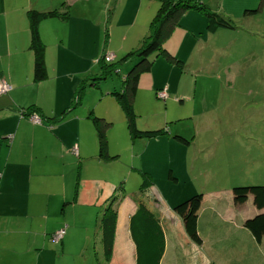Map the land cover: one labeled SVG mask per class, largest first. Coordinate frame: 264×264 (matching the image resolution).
<instances>
[{"label":"crops","instance_id":"0c3cea01","mask_svg":"<svg viewBox=\"0 0 264 264\" xmlns=\"http://www.w3.org/2000/svg\"><path fill=\"white\" fill-rule=\"evenodd\" d=\"M61 4L58 0H0V79L9 86V90L0 95V264H135L128 218L136 208L138 172L155 174L161 167L168 179H173V170L168 169L173 168L174 163L176 169H180L181 163L162 157L161 166L158 162L150 163L152 159L146 160L148 164L141 159L142 150L137 153L129 147L130 171L114 168L113 164L128 143L124 142L122 131H126L129 141L136 139L129 136L123 112L109 95L110 88L114 87L102 85L104 80L97 88L86 85L89 78L96 75L102 55L94 54L91 31L86 26L72 24L69 9L57 8ZM30 9L66 13L63 19L46 18L39 22L46 78L38 83L32 81L27 18ZM191 12L186 11L179 17L178 23L187 19L183 30L194 31L196 25L200 26V20L189 14ZM143 16L149 19L150 10ZM175 28L180 27H174L173 31ZM167 40L165 49L177 56L178 50H171ZM161 59L159 56L157 63L171 64ZM149 68L151 70V65ZM140 76L131 98L134 110ZM81 83H85V89L79 105L59 123L52 126L45 122L34 123L21 113L34 104L43 115L56 117L71 105ZM163 88L167 97L168 89ZM163 88L156 85L148 90L163 101L166 97L156 96ZM113 105L122 113V118ZM90 111L109 123L104 131L107 152L117 156L112 161L97 158L96 134L87 119ZM115 123L118 126L115 127ZM113 128L121 132V143L117 137L120 135L112 134L115 133ZM165 136L168 133L139 139L148 141L147 145L154 142V148L165 152V156L168 150L175 151L180 145L189 144H178L175 139L177 142L153 140ZM135 161L139 163L134 165ZM150 190L157 201L149 206L157 214L165 237L160 264H264V239L256 242L243 226L245 219L264 213V208L259 211L254 208L250 196L238 205L231 188L204 191L197 219L201 244L196 245L186 237L180 218L171 209L182 196L171 197L169 201L157 197L153 184ZM194 192L191 189L187 194ZM112 198L117 218L111 255L105 258L94 243L97 219ZM43 213L49 215L43 216ZM39 218L43 224L37 226L35 222ZM63 227L62 240L57 244L50 239V234ZM36 229L40 231L31 235Z\"/></svg>","mask_w":264,"mask_h":264},{"label":"rangeland","instance_id":"374dc122","mask_svg":"<svg viewBox=\"0 0 264 264\" xmlns=\"http://www.w3.org/2000/svg\"><path fill=\"white\" fill-rule=\"evenodd\" d=\"M58 1L62 3L57 6L60 11L69 9L72 24L86 26L91 31L95 56L110 53L106 55L114 59L139 45L158 7L155 0ZM203 2L229 18L234 27L207 33L203 30V17L189 13L200 20V26L196 25L194 31L175 28L167 40L171 50H178L177 56H173L183 62L184 68L172 62L167 65L157 63L159 56L149 57L151 70L140 76L141 92L134 110L138 129L163 127L167 130L168 136L153 140L177 142L173 135H179L189 144L180 145L181 148L175 151L168 150L165 156V152L154 148V142L147 145L148 141L139 138L129 141L126 131H122L124 142L128 143L113 164L114 168L130 171L129 147L137 153L142 150L141 159L148 164L146 160L152 159L150 163L158 162L161 166L162 157L181 163L180 169H176L175 163L168 169L173 170L171 177L177 179L176 182L168 179L167 172L161 167L155 174L150 173L157 197L169 201L171 197L182 196L181 200L190 197L187 191L191 189L195 190L194 194H202L216 188L229 189L231 184L264 185V0ZM149 10V19L141 17ZM186 20L182 19L179 24L186 25ZM161 60L165 61L163 57ZM131 64L121 65L118 74L107 77L102 85L108 84L114 87L111 90H119L120 77L127 73ZM156 85L167 87L165 100L156 99L148 90L151 87L153 90ZM115 108L122 118V113ZM113 130L115 133L112 134L120 135L117 137L121 143V132ZM137 163L135 161L134 165ZM42 222L39 218L35 223L39 226ZM63 229L56 234L62 233ZM36 231L40 230H33L31 235Z\"/></svg>","mask_w":264,"mask_h":264},{"label":"trees","instance_id":"16d2710c","mask_svg":"<svg viewBox=\"0 0 264 264\" xmlns=\"http://www.w3.org/2000/svg\"><path fill=\"white\" fill-rule=\"evenodd\" d=\"M158 7L150 22L146 36L143 37L136 48L127 51L119 59L112 57L110 61H104L105 53L98 60V71L95 76L89 78V84L97 88L99 82L105 80L113 73L118 74L121 65L132 63L125 75L120 77L121 85L119 90H111L109 95L122 110L127 132L131 139L153 138L167 133L163 127L158 129L140 130L136 126L137 114H135L131 98L134 96L139 76L143 72L150 70L151 63L148 62L152 55L161 56L174 63L179 68H184L181 60L175 59L164 47L165 41L171 35L174 27H182L178 20L182 13L192 11L204 19V30L207 33H214L220 28H233V22L226 16L217 13L204 4L203 0H155ZM66 13L57 10L37 11L30 9L27 11L29 27V50L32 54V81L40 82L46 78L44 62V44L39 35V22L46 18H65ZM85 89V83H81L75 90L71 105L64 109L58 116L43 115L34 104L28 105L21 111L24 116L30 118L36 116L41 122L52 126L62 121L66 114L73 107L79 105ZM164 89V88H163ZM162 90V89H161ZM160 90L156 92L157 93ZM166 92V91H165ZM158 98V96H157ZM161 99V98H160ZM164 99V98H163ZM90 120L97 139V158L102 161H112L116 155H109L107 152V140L104 129L109 123L94 115L90 111L87 115ZM173 138L181 143L188 141L182 136L173 135ZM140 183L137 190L136 208L128 218V231L135 251V264H160L165 249V237L157 214L150 208L149 203H156V199L150 193L152 181L150 174L138 172ZM170 176V175H169ZM123 183V182H120ZM121 185V184H120ZM119 185V186H120ZM231 191L236 201L242 203L247 196L252 199V204L256 210L264 208V185H233ZM119 186H117L119 188ZM202 201V194L196 193L190 197L182 199L173 206V212L180 218L186 237L194 244L200 245L201 238L197 229L198 210ZM113 198L103 207L97 219V234L94 246L100 248L105 258L111 255L113 237L115 232V222L117 218L116 207ZM243 226L251 233L254 240L259 242L264 239V213H256L254 216L245 219ZM56 232L50 234V239L55 243H60L63 232L54 240Z\"/></svg>","mask_w":264,"mask_h":264},{"label":"built area","instance_id":"2783aa9c","mask_svg":"<svg viewBox=\"0 0 264 264\" xmlns=\"http://www.w3.org/2000/svg\"><path fill=\"white\" fill-rule=\"evenodd\" d=\"M111 60V57H109L108 55H105L104 56V61H110ZM9 90V86L3 81L0 79V95L6 93L7 91ZM157 96L158 98H165L166 97V92H165V89H162L160 90L158 93H157ZM30 120L34 123H38L39 124V119L36 117V116H31L30 117ZM59 237V234H56L53 238L54 240H56V238Z\"/></svg>","mask_w":264,"mask_h":264}]
</instances>
